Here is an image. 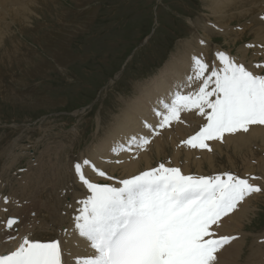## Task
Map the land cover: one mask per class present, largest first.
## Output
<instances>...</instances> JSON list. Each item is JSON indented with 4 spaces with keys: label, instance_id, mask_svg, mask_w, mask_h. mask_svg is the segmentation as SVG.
Returning a JSON list of instances; mask_svg holds the SVG:
<instances>
[{
    "label": "rangeland",
    "instance_id": "1",
    "mask_svg": "<svg viewBox=\"0 0 264 264\" xmlns=\"http://www.w3.org/2000/svg\"><path fill=\"white\" fill-rule=\"evenodd\" d=\"M206 5L203 0H38L29 21L15 18L0 46V195L12 208L27 207L25 213H16L22 227L24 216L29 222L38 217V207L29 206L24 197L34 190L28 173L38 168L46 147L50 153L57 143H69L74 139L71 132L78 129L74 153L80 155L94 138L99 114L103 126L109 125L122 97L135 96L138 84L158 75L181 42L191 43L195 29L203 30V21L210 22L205 18L211 17ZM236 24L240 20L228 25ZM203 26L204 33L213 37L211 49L229 48L238 59L237 50L254 36L247 35V29L236 44L229 45L223 35ZM259 156L263 159L264 150ZM54 173L55 168L50 177ZM55 174L58 186L65 189L64 170L59 166ZM74 200L65 189L59 207L64 209ZM254 206L252 222L245 229L249 251L264 244V237L257 241V236H264V194ZM10 215L15 214L1 218Z\"/></svg>",
    "mask_w": 264,
    "mask_h": 264
},
{
    "label": "bare ground",
    "instance_id": "2",
    "mask_svg": "<svg viewBox=\"0 0 264 264\" xmlns=\"http://www.w3.org/2000/svg\"><path fill=\"white\" fill-rule=\"evenodd\" d=\"M37 1L0 0V46L10 33L8 28L15 22L16 17L29 21L27 19L31 16L32 7L35 6ZM203 1L207 3L206 7L211 14V17L205 15V18L210 20V25H208L209 21H203V30L195 29V32L193 30L192 32L195 35L192 37L195 39L189 44L182 41V47L178 53L166 62L158 75L138 84L135 96L128 99L122 97L119 112L111 117L112 122L107 123L109 125L103 126L104 123L99 114L97 117L99 126L94 138L90 145H86L87 147L80 155L74 153V144L79 135L78 129L71 132L74 139L68 140L69 143H57V145L54 143L55 149L50 153L49 146L46 147L40 156L42 159L38 168L28 173L31 175L29 180L33 181L32 187L34 190L28 195L25 194L24 197V200H28L29 206L38 207V211H35V213H38V217L29 222L24 216V226L22 227V222H20L11 231H6L5 224L2 223L0 225V253L14 250L26 235L39 237L42 241L60 239L63 242L64 259L67 264H73L74 257L91 253L92 250L89 248L88 242L80 238L74 229V218L81 207L78 202L85 199L89 194L86 187L79 181L74 165L85 159L90 160L97 169L108 174L105 177H100L98 174L95 176L96 172L86 167L85 174L91 181L96 183L108 182L114 186H119L118 182L121 179L130 178L142 171L158 166L159 164L154 165V161L171 157L173 160L165 162L166 166H179L186 175L198 173L197 176H201L200 174L217 172L222 174L231 171L241 177H259V179L250 182L264 188V156L263 159L259 156L260 152L264 150V126H252L248 133L226 134L222 142L209 141L211 151L193 149L182 144V141L195 135L207 123L206 118L199 115L198 110L182 112L179 122H173L169 127L163 129L159 128L162 117L158 113L165 112L164 104L171 101L173 93L180 91L182 94H187L197 91L201 86V81L189 82L188 79L193 75L194 58L201 56L202 53L206 63H210L217 69L222 67L217 54L223 52L222 49L224 48L215 45V50L211 49L209 41H213V37L204 33V24L213 28L217 34L223 35L225 43L229 45L236 44L244 36L245 31L249 29L247 35L251 36L250 34H252L254 36H251L252 41L242 44L237 50L236 54L241 59L225 54L236 63L244 61L250 68H247L248 70L253 69L254 64L261 61L262 63H258V65L262 67H259L258 71L264 70V19H261V17H264V0ZM226 15L229 18L228 21L225 20ZM21 20L20 22H22ZM235 20H240V24L230 27L228 24ZM245 20L249 21V26L246 25L247 21ZM243 21L245 22L243 23ZM190 22L195 28L194 23L191 20ZM200 45H204L205 48L210 50H203V46ZM212 55L213 58H210ZM110 115H112V112ZM157 132L159 134H156ZM63 135L65 134L63 133ZM61 137L63 138V136ZM130 137H146L150 139L151 143L145 149L133 147L131 151H113L115 146L124 145L127 147ZM77 144L79 145V143ZM47 149L49 154L46 156ZM199 154L200 158H197ZM224 157H226V163L221 160ZM63 160L65 162L61 164ZM59 166L64 170L65 189L73 193L75 197V200L64 209L59 207V203L65 189L58 186L55 174ZM54 168L55 173L50 177L49 172L54 171ZM107 177L113 179L109 180ZM42 179H45L44 184L41 183ZM78 185L84 189L82 192L78 191ZM263 194L264 192L253 194L251 197L246 198L235 212L222 219L218 227H213L217 237L223 235L239 237L218 253V264H264L263 250H260L261 247H264V244L261 246L259 243L255 246L260 247H254L249 251L247 248L249 235L245 230L246 226L252 222L253 214H255L256 207L254 204ZM38 196L40 199L36 200ZM4 208H7L9 212H6ZM26 208L25 205H22V209L21 205L12 208L9 202L6 204L0 195V219L5 213L10 212L19 217L17 214L25 213ZM17 233L15 239L11 241L4 240L5 235L13 236ZM262 237L264 236H257V241L258 239L261 241ZM246 248L248 254L244 256ZM68 253H71V255H68ZM246 258L248 259L243 260Z\"/></svg>",
    "mask_w": 264,
    "mask_h": 264
},
{
    "label": "snow or ice",
    "instance_id": "3",
    "mask_svg": "<svg viewBox=\"0 0 264 264\" xmlns=\"http://www.w3.org/2000/svg\"><path fill=\"white\" fill-rule=\"evenodd\" d=\"M217 57L222 65L219 69L194 58L193 75L188 79L201 81V86L187 94L176 91L164 104L165 112L158 113L160 129L179 122L185 111L198 110L206 118L207 123L195 135L182 141L193 149L211 151L209 141L222 142L226 134L248 133L252 126H264V74H254L224 52ZM150 143L146 137H130L127 147L115 146L113 151L145 149ZM86 167L100 177L107 176L88 159L74 165L89 193L78 202L81 207L74 229L92 251L74 257L73 264H218V253L239 237H217L213 227L246 198L264 192L250 182L259 177H241L231 171L186 175L179 167L162 162L114 186L91 181ZM17 223L10 218L6 228L11 230ZM62 243L26 235L14 250L0 253V264H67Z\"/></svg>",
    "mask_w": 264,
    "mask_h": 264
}]
</instances>
